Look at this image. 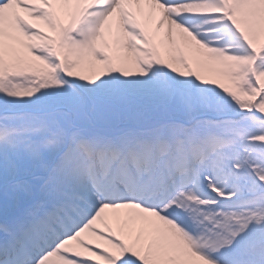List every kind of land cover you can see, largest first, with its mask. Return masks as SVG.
I'll return each instance as SVG.
<instances>
[{"label":"snow or ice","instance_id":"obj_1","mask_svg":"<svg viewBox=\"0 0 264 264\" xmlns=\"http://www.w3.org/2000/svg\"><path fill=\"white\" fill-rule=\"evenodd\" d=\"M0 264H264V0H0Z\"/></svg>","mask_w":264,"mask_h":264}]
</instances>
